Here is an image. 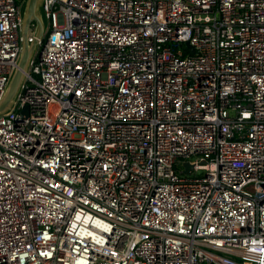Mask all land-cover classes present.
<instances>
[{
    "label": "built area",
    "instance_id": "built-area-1",
    "mask_svg": "<svg viewBox=\"0 0 264 264\" xmlns=\"http://www.w3.org/2000/svg\"><path fill=\"white\" fill-rule=\"evenodd\" d=\"M24 1L0 0V100ZM41 11L0 116V264H264V0Z\"/></svg>",
    "mask_w": 264,
    "mask_h": 264
},
{
    "label": "water",
    "instance_id": "water-1",
    "mask_svg": "<svg viewBox=\"0 0 264 264\" xmlns=\"http://www.w3.org/2000/svg\"><path fill=\"white\" fill-rule=\"evenodd\" d=\"M40 2V3H39ZM40 5V10L42 7V0H25L21 10L22 19V46L21 53L17 62V68L14 70L8 86L4 92L2 99L0 100V116L9 112L14 104V101L19 93V90L24 81V73L27 72L32 57L35 53L38 41L42 38L44 33V27L42 24L41 16L37 12V5ZM25 7V11H23ZM42 14V11H41ZM42 19L43 16H42ZM31 21L35 22L36 25V36L30 38L29 41V27ZM187 47L192 51V48L186 44ZM21 116L25 117L27 115V107L21 111ZM187 169L189 167L185 164Z\"/></svg>",
    "mask_w": 264,
    "mask_h": 264
},
{
    "label": "rangeland",
    "instance_id": "rangeland-1",
    "mask_svg": "<svg viewBox=\"0 0 264 264\" xmlns=\"http://www.w3.org/2000/svg\"><path fill=\"white\" fill-rule=\"evenodd\" d=\"M40 3V2H39ZM25 7L26 6H24V9H23V11H25ZM37 12H38V14H40V16H41V20H42V24H43V27H44V29L46 30V27H47V24H46V21L44 20V19H42V14H41V10H40V5L38 4L37 5ZM45 30H44V32H45ZM29 35H30V37H35L36 36V28L34 29V28H30L29 29ZM38 47H36V49H35V52H38Z\"/></svg>",
    "mask_w": 264,
    "mask_h": 264
}]
</instances>
